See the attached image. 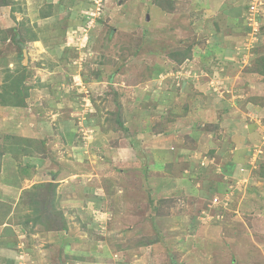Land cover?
I'll list each match as a JSON object with an SVG mask.
<instances>
[{
    "label": "rangeland",
    "instance_id": "rangeland-1",
    "mask_svg": "<svg viewBox=\"0 0 264 264\" xmlns=\"http://www.w3.org/2000/svg\"><path fill=\"white\" fill-rule=\"evenodd\" d=\"M0 264H264V0H0Z\"/></svg>",
    "mask_w": 264,
    "mask_h": 264
},
{
    "label": "trees",
    "instance_id": "trees-1",
    "mask_svg": "<svg viewBox=\"0 0 264 264\" xmlns=\"http://www.w3.org/2000/svg\"><path fill=\"white\" fill-rule=\"evenodd\" d=\"M17 105H23V101L21 103H18Z\"/></svg>",
    "mask_w": 264,
    "mask_h": 264
}]
</instances>
